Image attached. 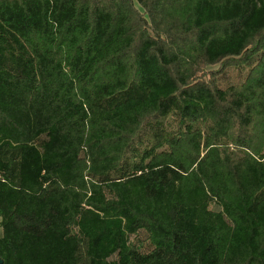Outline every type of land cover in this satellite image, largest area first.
<instances>
[{
  "label": "trees",
  "instance_id": "trees-1",
  "mask_svg": "<svg viewBox=\"0 0 264 264\" xmlns=\"http://www.w3.org/2000/svg\"><path fill=\"white\" fill-rule=\"evenodd\" d=\"M0 264H264V0H0Z\"/></svg>",
  "mask_w": 264,
  "mask_h": 264
},
{
  "label": "rangeland",
  "instance_id": "rangeland-1",
  "mask_svg": "<svg viewBox=\"0 0 264 264\" xmlns=\"http://www.w3.org/2000/svg\"><path fill=\"white\" fill-rule=\"evenodd\" d=\"M138 7H140V6L138 5ZM216 67H218V65H211V66L207 67V70H214ZM208 76L209 75H206V77H208ZM235 81L237 82L238 80L231 77L229 79H225L223 81V83L228 84V83H232ZM211 207L215 210L218 209L216 204H212ZM129 239L131 241L135 242L136 244H138L142 251H147L149 249V245H148V242L146 240V233L144 230L141 229L138 233L130 235Z\"/></svg>",
  "mask_w": 264,
  "mask_h": 264
}]
</instances>
